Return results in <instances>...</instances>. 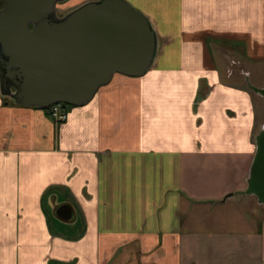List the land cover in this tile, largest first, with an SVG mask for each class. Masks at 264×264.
I'll list each match as a JSON object with an SVG mask.
<instances>
[{"label": "crops", "instance_id": "0c3cea01", "mask_svg": "<svg viewBox=\"0 0 264 264\" xmlns=\"http://www.w3.org/2000/svg\"><path fill=\"white\" fill-rule=\"evenodd\" d=\"M127 1L159 36L145 74L116 73L62 123L0 89V264H264V206L240 192L264 0Z\"/></svg>", "mask_w": 264, "mask_h": 264}, {"label": "water", "instance_id": "95a60500", "mask_svg": "<svg viewBox=\"0 0 264 264\" xmlns=\"http://www.w3.org/2000/svg\"><path fill=\"white\" fill-rule=\"evenodd\" d=\"M64 1L4 0L0 8V89L17 104L85 105L116 73L141 76L156 60V28L129 1L90 0L60 15L57 4ZM250 87L264 97V86ZM256 142L240 192L264 206V124ZM58 208L72 215L68 203Z\"/></svg>", "mask_w": 264, "mask_h": 264}, {"label": "rangeland", "instance_id": "374dc122", "mask_svg": "<svg viewBox=\"0 0 264 264\" xmlns=\"http://www.w3.org/2000/svg\"><path fill=\"white\" fill-rule=\"evenodd\" d=\"M67 1L68 0H66V1H64V2H60V3H58L57 4V7H58V13L60 14V15H63V14H65L66 12H68L69 10H71L74 6H71V5H69V4H67ZM2 7V6H1ZM257 70H255L254 72L255 73H257L256 74V79H259L258 81H260L261 82V84H263L264 85V68H261V66H260V68H259V66H258V68H256ZM263 85H261V86H263ZM260 101H261V105H262V114H261V117H262V119L264 120V99H262V98H260ZM256 197V196H255Z\"/></svg>", "mask_w": 264, "mask_h": 264}, {"label": "built area", "instance_id": "2783aa9c", "mask_svg": "<svg viewBox=\"0 0 264 264\" xmlns=\"http://www.w3.org/2000/svg\"><path fill=\"white\" fill-rule=\"evenodd\" d=\"M67 107L65 103H57L49 108L51 116L57 123H62L67 119Z\"/></svg>", "mask_w": 264, "mask_h": 264}, {"label": "trees", "instance_id": "16d2710c", "mask_svg": "<svg viewBox=\"0 0 264 264\" xmlns=\"http://www.w3.org/2000/svg\"><path fill=\"white\" fill-rule=\"evenodd\" d=\"M4 5V0H0V8ZM49 109V108H48Z\"/></svg>", "mask_w": 264, "mask_h": 264}]
</instances>
